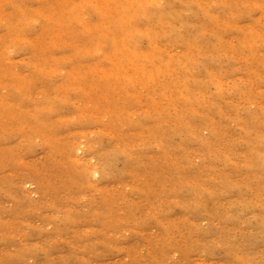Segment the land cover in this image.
I'll return each instance as SVG.
<instances>
[{"label":"rangeland","instance_id":"1","mask_svg":"<svg viewBox=\"0 0 264 264\" xmlns=\"http://www.w3.org/2000/svg\"><path fill=\"white\" fill-rule=\"evenodd\" d=\"M0 264H264V0H0Z\"/></svg>","mask_w":264,"mask_h":264}]
</instances>
